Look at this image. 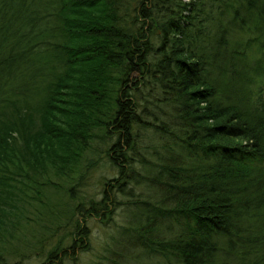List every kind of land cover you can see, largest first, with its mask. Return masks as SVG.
I'll return each mask as SVG.
<instances>
[{
  "label": "trees",
  "instance_id": "trees-1",
  "mask_svg": "<svg viewBox=\"0 0 264 264\" xmlns=\"http://www.w3.org/2000/svg\"><path fill=\"white\" fill-rule=\"evenodd\" d=\"M31 207L37 264L118 208L107 264H264V0H0V264Z\"/></svg>",
  "mask_w": 264,
  "mask_h": 264
},
{
  "label": "rangeland",
  "instance_id": "rangeland-1",
  "mask_svg": "<svg viewBox=\"0 0 264 264\" xmlns=\"http://www.w3.org/2000/svg\"><path fill=\"white\" fill-rule=\"evenodd\" d=\"M99 169V170H98ZM104 172V168H97V171L93 172L90 177L85 179L83 182H81V188L82 191H84L85 195H93L95 198L100 197L99 190L101 189V184L98 181L97 175ZM106 172V171H105ZM104 172V173H105ZM107 173V172H106ZM109 174V173H107ZM54 181L59 182L61 181L60 178L53 176L52 177ZM61 183H63L61 181ZM64 186L65 183H63ZM47 193V192H46ZM48 197L50 198V201H55L56 198L65 197V194L63 195L62 192H53L52 190L47 193ZM43 201H45L44 197H42ZM77 199V197H76ZM75 199V200H76ZM74 200V201H75ZM38 202V201H37ZM119 208L117 209V212L111 216L108 222H102L99 220V218H95L94 216H80L79 219L83 224H86L88 227V236H89V246L86 250H76V257L77 262L79 264H107L110 262V260H121L122 258H118L116 255L111 257L110 253L108 252L110 248L114 249L118 252L120 243H116L115 237L116 232L114 225H119L121 223V216L119 215ZM27 216H29L28 222L24 219V223H28L25 226L21 227V230L15 232L21 239H28V240H22L24 243L22 248L19 251H16L15 254L12 255V260H20L23 264H37L40 259L43 258L44 253L52 246V239L48 240V243H43L41 248L37 251L38 246L36 243V238L41 237L42 233L46 232V229L40 228L36 225L35 221L32 219L37 216V211L30 209V211L27 213ZM81 217V218H80ZM43 223L49 227L52 228L55 224L51 223L50 221H43ZM115 223V224H113ZM53 229V228H52ZM64 228L60 227L55 229V236H53L55 239L57 236L61 235V232H64ZM15 234V235H16ZM52 238V237H51ZM14 245H19L21 243H15L14 239L11 241ZM11 243L12 248H15V246ZM29 244V245H28ZM28 245V246H26ZM62 245H68L67 239L62 243ZM116 245V247H115ZM37 253L35 254V252ZM39 254V256H37ZM129 260L125 257L124 261ZM141 261V260H140ZM63 264H73L71 260H64ZM127 264V263H126Z\"/></svg>",
  "mask_w": 264,
  "mask_h": 264
}]
</instances>
